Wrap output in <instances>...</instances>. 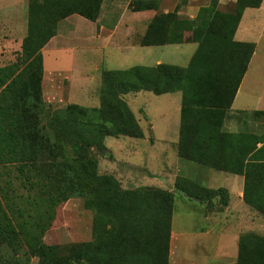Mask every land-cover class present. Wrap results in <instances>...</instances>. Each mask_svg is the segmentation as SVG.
I'll return each instance as SVG.
<instances>
[{
  "label": "trees",
  "instance_id": "1",
  "mask_svg": "<svg viewBox=\"0 0 264 264\" xmlns=\"http://www.w3.org/2000/svg\"><path fill=\"white\" fill-rule=\"evenodd\" d=\"M164 0H133L135 12L158 11ZM104 0H28L27 32L17 61L0 67V165L36 167L38 153L52 156L50 168L59 180L49 193L40 221L22 223L19 196L0 187V264H170L174 191L208 207L223 210L227 191L210 189L177 177L174 190L162 187L124 189L113 175L100 174L97 152L109 137L141 139L144 132L125 100L130 93L160 96L182 93L178 156L219 172L242 175L244 202L264 217V131L224 130L256 44L239 42L236 32L247 8L263 0H236L233 12L219 10V0L202 6L195 18L174 11L155 13L141 38L142 47L194 43L187 67L160 64L102 73L100 106L69 104L50 114L42 82V50L57 34L61 21L79 15L96 22ZM264 115L256 112L255 116ZM56 173V176H55ZM81 198L93 217V240L64 246L46 245L43 234L62 199ZM219 203L215 205V201ZM236 264H264V232L240 237Z\"/></svg>",
  "mask_w": 264,
  "mask_h": 264
},
{
  "label": "rangeland",
  "instance_id": "2",
  "mask_svg": "<svg viewBox=\"0 0 264 264\" xmlns=\"http://www.w3.org/2000/svg\"><path fill=\"white\" fill-rule=\"evenodd\" d=\"M211 1L189 0L187 5L182 6L180 12L185 13V18H190V16L196 17L199 9L202 6L209 5ZM171 3L168 5V8L170 11H173L178 0H173ZM27 4L28 0H0V67L16 62L18 56L21 54L22 40L27 32ZM218 8L223 12H233L236 8V0H219ZM164 10V7H160L153 14L164 12ZM245 11L240 25L244 33L243 40L257 45L256 53L249 67L247 76V81H249L251 77L259 74L257 71L258 66L264 61V0L259 9H248ZM60 25L59 31L62 32L64 22H61ZM63 44L69 49L77 48L78 50L72 53L65 51L62 43L57 44L58 46L45 54L46 68L48 70L50 68H59L66 71L65 74L72 73L77 79L80 77V71H89L90 82L91 79L94 80L96 78V81L98 80V73L94 70L95 67L93 66V68L92 64L98 63L100 68L99 75H101L105 70H125L138 65L149 66L154 63V60L143 59L141 54L142 48L140 47L135 52L133 49L122 51L115 49V46H105L100 54L96 52L92 57L88 54L87 58H85L83 56L85 54L83 51L84 42H76L75 37L72 36L68 37L66 42L63 41ZM181 47L183 50L180 52L181 57L177 61L176 66L187 67L197 50V45L188 42ZM153 51L154 56L161 54L160 48H153ZM86 61L90 62L87 63ZM262 76L264 77V74ZM101 81L102 76H100V83ZM62 82L66 96L69 91L70 82L67 79H64ZM97 87L98 85L94 82V90H97ZM80 92L79 90V95ZM124 98L136 114L145 137L141 139L130 137L107 138L105 140V149L97 152L100 174L115 176L124 189L150 186L169 189L170 187H174L178 175L183 176V174L179 173V163H184L187 170L188 167L193 165V167H198V169L202 168L205 173L211 172L212 174L219 175V179L210 184L212 188H220L226 185V180L223 178L224 173L178 157L174 142L178 138L180 123V93L156 96L149 92H140L130 93ZM132 99L136 100V104H131ZM93 100L91 102L95 103ZM67 101V99L62 98L57 105H54L53 109L63 108ZM256 103V97L249 99L247 103L248 108L241 104V96H239L233 106L234 112H238L242 119L246 121V125H248L245 127L244 132L260 134L264 131L262 118L253 116ZM46 108L47 110H45V113L41 117L44 129L52 113V108L50 109L47 106ZM251 121H257L258 125L254 123V126L251 127L249 124ZM158 134H166L167 136H162L166 137V142L153 143L151 141L152 136L159 137L157 136ZM51 161L52 156L48 153H38L36 167L33 169L26 167L21 172L16 167H10L11 170H8L7 167L0 165V187L10 195L19 196L18 206L22 210L24 209L23 217L20 219L22 223L26 222L32 225L40 221V217L44 211L49 209L45 204V200L50 192L55 191L59 182L56 177L53 178L54 171L50 168ZM190 170L191 174H194L193 169ZM193 180L208 186V183L200 178L194 177ZM174 195L173 228L175 233L177 232L176 225L181 227V231L186 236L189 233H193L194 230L198 231L201 228H207L209 223L207 222L204 205L201 202L186 198L179 191H174ZM54 211V217L48 222L50 225H48V229L41 238L44 244L64 246L93 240L94 215L84 207L83 199H62ZM211 230L217 232L219 228ZM248 231H251V229L246 228L245 232ZM215 241L219 243L220 247L222 246L223 240L219 241L217 238ZM191 242L192 244L195 243V241L190 240ZM215 248L216 246L214 245ZM176 251L177 248L175 249ZM208 253L210 255V252ZM215 253L216 251H213L211 254L214 255ZM181 255L188 256L191 259L195 257L198 260L206 258V253L201 254L193 250L192 247L181 252ZM37 263L38 259L32 258L29 264Z\"/></svg>",
  "mask_w": 264,
  "mask_h": 264
},
{
  "label": "crops",
  "instance_id": "3",
  "mask_svg": "<svg viewBox=\"0 0 264 264\" xmlns=\"http://www.w3.org/2000/svg\"><path fill=\"white\" fill-rule=\"evenodd\" d=\"M132 1L133 0H104L100 17L96 22L89 21L79 15H72L66 18L65 20L61 21L62 23L64 22L62 32L59 31V26H61L60 25L61 22L59 23L56 36L53 37L51 41L42 50L44 57V76L42 82L43 97L46 106L50 109L52 108V112L56 110V108L53 109L54 105H57L62 98L68 100L64 107H66L69 104H79L81 106L91 107V108H97L100 106V89H101L100 76H102V74L99 75L100 68L98 63L94 65L92 64V67L94 66L95 67V68L93 67L94 70L98 73V80L96 81V78L94 80L91 79V82L89 79V71L86 72L80 71V77L79 79H77L72 73L65 74L66 71H63L59 68L57 69L50 68L49 70L46 68L45 54L48 51H52L59 44L62 43L63 45L62 47H65L63 48L65 51H70L72 53H75L78 50L77 48L69 49L66 46H64L63 41L66 42L68 40V37L73 36L75 37L76 42L77 41L84 42L85 46L83 48V51L85 54L83 56L85 58H87L88 54L91 57L96 52L100 54L105 46H110V47L115 46V49L122 51H130L131 49H133L135 52L137 51V48L140 47L142 48L141 54L144 60H148V59L149 61L154 60V63L152 65H149L148 67H154L160 64H170L176 66L177 61H179L181 57L180 52H182L183 50L181 46H184L185 44H169L164 46L142 47L140 45L141 38L145 35L148 25L150 24L151 20L154 17L153 13L156 11L135 12L130 9V4ZM172 1L173 0H164L161 3L160 7H164L165 9L164 13L168 14L169 12H172L168 8V5L172 4L171 3ZM248 9H256V8H248ZM184 14L185 13L183 12H179V15H181L182 17H184ZM194 17L195 16H190V18H194ZM241 23L242 20L240 22V25ZM240 25L236 32L235 39L239 42H245L243 40L244 33L243 30H241ZM69 27H71L70 30ZM134 35H136L135 38H133ZM58 38L59 40H57ZM153 48H160L161 54L154 56ZM86 62L89 63L90 61H86ZM249 67L240 84L234 103L231 109L226 113L223 128L227 132H231V133L244 132L245 127L248 126L246 125V121L242 119L241 115L238 112H234L233 110V106L236 103V100L238 99L239 96H241V104L247 106L248 108L249 106L247 103L249 99L256 97L257 103H256L255 111L253 112L254 117H256L255 116L256 112H264V77L262 76V74H264V61L261 62L258 66L257 71L259 74L254 77H251L249 81H247ZM64 79H67L70 82L69 91L66 96L62 82L64 81ZM94 82L95 84L98 85L97 90H94L93 88ZM78 88L81 91L80 95ZM141 92H147V91H141ZM176 93L181 94V104L179 107L180 118H181L182 93L181 92H176ZM169 94H174V93H169ZM164 95H168V94H164ZM80 99L83 100V102H81ZM92 99H94L93 102L95 103L91 102ZM135 101H136L135 99L134 100L132 99L131 104H136ZM256 118H262L263 120L262 125H264V115H260ZM254 123L257 124V121H251L249 124L251 127H253ZM157 136L159 137L152 136L151 141L153 143L166 142L167 140L166 137H162V136H167L166 134H158ZM179 139H180V123L178 128V138L176 142H174L176 152H177ZM190 169H193L194 174H191ZM179 173L183 174V176L178 175L177 177H184L191 180H193L194 177H197L206 181L208 183L207 184L208 186L206 185L203 186L207 188L225 189L228 195V205L223 210H219L218 206H213L209 208L208 203H201L206 208V215H207L206 218L209 224L207 228L205 229L201 228L198 231L194 230L193 233H189L188 236L184 235V232L181 231V227L179 225H176L177 232L175 233L173 228L174 227V219H173L170 264H236L238 258V252H239L240 237L248 232H256V233L264 232V221H263L264 217L244 202V184H245L244 176L222 172L224 173L223 178L226 180V185L220 188H212L210 184L214 183L215 180L219 179V175L212 174L211 172L205 173L202 168L198 169V167H193V165L188 167L187 170L184 163H179ZM218 203L219 202L216 200L215 205ZM217 228H219V231L217 232L211 230ZM246 228L251 229V231L245 232ZM217 238L219 239V241L223 240V244L221 247L219 243L215 241V239ZM190 240L195 241V243L194 244H192V242L190 243ZM214 245L216 246L215 249H214ZM190 247H192L193 250L201 254L206 253L205 256L206 258H204L203 260H198L195 257L191 259L188 256L181 255V252H184ZM176 248L177 251L175 252ZM213 251H216L214 255L211 254ZM207 252H210V255L209 253L207 254Z\"/></svg>",
  "mask_w": 264,
  "mask_h": 264
},
{
  "label": "water",
  "instance_id": "4",
  "mask_svg": "<svg viewBox=\"0 0 264 264\" xmlns=\"http://www.w3.org/2000/svg\"><path fill=\"white\" fill-rule=\"evenodd\" d=\"M169 189L173 190V189H174V187H170Z\"/></svg>",
  "mask_w": 264,
  "mask_h": 264
}]
</instances>
